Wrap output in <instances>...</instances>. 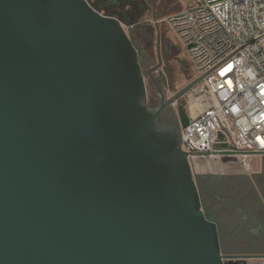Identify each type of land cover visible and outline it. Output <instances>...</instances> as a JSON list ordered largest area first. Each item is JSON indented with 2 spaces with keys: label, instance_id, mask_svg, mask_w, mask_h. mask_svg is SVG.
Masks as SVG:
<instances>
[{
  "label": "water",
  "instance_id": "obj_1",
  "mask_svg": "<svg viewBox=\"0 0 264 264\" xmlns=\"http://www.w3.org/2000/svg\"><path fill=\"white\" fill-rule=\"evenodd\" d=\"M146 102L117 17L0 0V264H230L180 147L187 111L169 128Z\"/></svg>",
  "mask_w": 264,
  "mask_h": 264
},
{
  "label": "built area",
  "instance_id": "obj_2",
  "mask_svg": "<svg viewBox=\"0 0 264 264\" xmlns=\"http://www.w3.org/2000/svg\"><path fill=\"white\" fill-rule=\"evenodd\" d=\"M167 22L202 81L187 95L181 149L192 165L264 158V0H177ZM230 69V70H229Z\"/></svg>",
  "mask_w": 264,
  "mask_h": 264
},
{
  "label": "flooded vegetation",
  "instance_id": "obj_3",
  "mask_svg": "<svg viewBox=\"0 0 264 264\" xmlns=\"http://www.w3.org/2000/svg\"><path fill=\"white\" fill-rule=\"evenodd\" d=\"M127 1L106 0L107 15L127 23L138 18L140 8L134 3L130 10L126 9L124 2ZM161 96L159 101L152 99L149 103L147 95L146 106L150 111L156 112L168 102ZM158 124L169 128L179 126L178 111L172 109L171 105L165 106ZM220 160L233 166L228 174L201 173L196 178L203 205L220 230L224 262L264 264V158L261 168L253 172L252 167L250 173L243 169L238 159ZM232 160L238 161L240 167L233 165Z\"/></svg>",
  "mask_w": 264,
  "mask_h": 264
},
{
  "label": "rangeland",
  "instance_id": "obj_4",
  "mask_svg": "<svg viewBox=\"0 0 264 264\" xmlns=\"http://www.w3.org/2000/svg\"><path fill=\"white\" fill-rule=\"evenodd\" d=\"M90 2L94 5L92 0ZM143 5L146 10L141 8V16L131 20V22L127 23L117 18L123 23L130 36L131 30L136 24L145 25L146 29L149 30L150 35L146 32L139 35L136 44L141 57L143 74L145 75L149 103L152 99L159 101L162 94L169 101L197 79L186 50L182 48L167 22V19L177 14L180 9L176 0H146ZM106 13L104 12V14ZM135 22L137 23L132 25ZM180 105L187 110L188 99L186 96L171 107L178 111ZM249 162L253 167V172H256L261 168L262 158L253 156L249 159ZM225 163L223 160L219 162H200L191 167L195 177L201 173L228 174L233 166ZM231 163L240 167L239 162L236 160H232Z\"/></svg>",
  "mask_w": 264,
  "mask_h": 264
},
{
  "label": "crops",
  "instance_id": "obj_5",
  "mask_svg": "<svg viewBox=\"0 0 264 264\" xmlns=\"http://www.w3.org/2000/svg\"><path fill=\"white\" fill-rule=\"evenodd\" d=\"M89 1H91V0H89ZM92 1H93V4H94V6L96 7L97 10H99L102 13L108 12V6H107L106 0H92ZM145 1L146 0H128L127 3L124 2V6H125L126 9L128 8V10H130L132 4L136 3V5H140L142 8H144L146 10V7L143 5L145 3ZM176 2H177L178 6H179V9L181 11V5H180V3L177 0H176ZM227 164H229V163H227Z\"/></svg>",
  "mask_w": 264,
  "mask_h": 264
},
{
  "label": "trees",
  "instance_id": "obj_6",
  "mask_svg": "<svg viewBox=\"0 0 264 264\" xmlns=\"http://www.w3.org/2000/svg\"><path fill=\"white\" fill-rule=\"evenodd\" d=\"M128 2V1H127ZM126 2V3H127ZM136 6H138V8H140V10H141V6L140 5H136ZM143 9V8H142ZM140 10H139V13H138V17H140L141 16V12H140ZM136 19V18H135ZM133 20V19H132ZM137 22H135V23H133L132 25H134V24H136ZM144 32H146V34H148V35H150V32H149V30L148 29H146V26L145 25H142V24H140V25H137L136 24V26L134 27V28H132V30H131V38H132V40H133V43L136 45L137 44V40H138V36L139 35H141V34H143Z\"/></svg>",
  "mask_w": 264,
  "mask_h": 264
},
{
  "label": "snow or ice",
  "instance_id": "obj_7",
  "mask_svg": "<svg viewBox=\"0 0 264 264\" xmlns=\"http://www.w3.org/2000/svg\"><path fill=\"white\" fill-rule=\"evenodd\" d=\"M230 70V69H229Z\"/></svg>",
  "mask_w": 264,
  "mask_h": 264
}]
</instances>
